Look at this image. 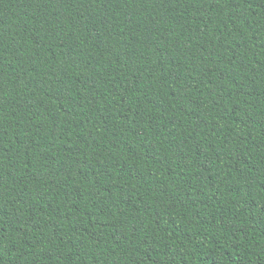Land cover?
Returning a JSON list of instances; mask_svg holds the SVG:
<instances>
[{
  "label": "trees",
  "instance_id": "1",
  "mask_svg": "<svg viewBox=\"0 0 264 264\" xmlns=\"http://www.w3.org/2000/svg\"><path fill=\"white\" fill-rule=\"evenodd\" d=\"M0 264H264V0H0Z\"/></svg>",
  "mask_w": 264,
  "mask_h": 264
}]
</instances>
